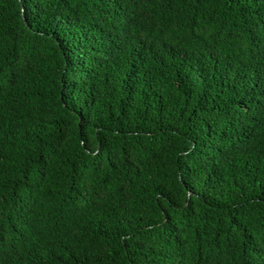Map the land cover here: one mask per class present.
Segmentation results:
<instances>
[{
    "label": "trees",
    "instance_id": "obj_1",
    "mask_svg": "<svg viewBox=\"0 0 264 264\" xmlns=\"http://www.w3.org/2000/svg\"><path fill=\"white\" fill-rule=\"evenodd\" d=\"M0 264H264V0H0Z\"/></svg>",
    "mask_w": 264,
    "mask_h": 264
}]
</instances>
